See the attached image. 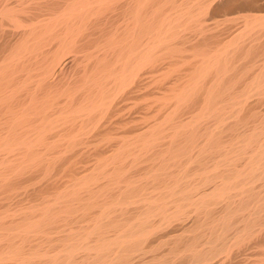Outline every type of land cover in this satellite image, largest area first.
Instances as JSON below:
<instances>
[{
  "label": "bare ground",
  "instance_id": "bare-ground-1",
  "mask_svg": "<svg viewBox=\"0 0 264 264\" xmlns=\"http://www.w3.org/2000/svg\"><path fill=\"white\" fill-rule=\"evenodd\" d=\"M0 264H264V0H0Z\"/></svg>",
  "mask_w": 264,
  "mask_h": 264
}]
</instances>
